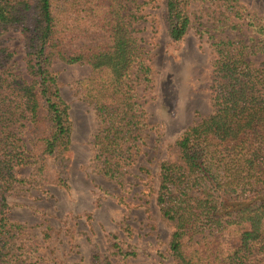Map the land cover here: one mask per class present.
<instances>
[{
  "label": "trees",
  "instance_id": "16d2710c",
  "mask_svg": "<svg viewBox=\"0 0 264 264\" xmlns=\"http://www.w3.org/2000/svg\"><path fill=\"white\" fill-rule=\"evenodd\" d=\"M157 1L0 0V264H43L30 227L8 217L7 193L26 181L18 171L31 165L32 176L45 180L51 156L53 183L68 187L72 124L53 61L89 65L78 84L99 120L94 164L123 183L147 126L135 87L151 82L136 25ZM192 1H162L172 41L190 28ZM207 1L217 9L210 30L233 35L210 34L212 111L173 141V158L159 165L155 201L171 225L173 264H255L264 253V13L239 0ZM8 30L21 35L22 65L2 37ZM113 239L110 254L95 251L90 264L135 255Z\"/></svg>",
  "mask_w": 264,
  "mask_h": 264
},
{
  "label": "rangeland",
  "instance_id": "374dc122",
  "mask_svg": "<svg viewBox=\"0 0 264 264\" xmlns=\"http://www.w3.org/2000/svg\"><path fill=\"white\" fill-rule=\"evenodd\" d=\"M162 1L145 6L144 19L136 25L135 35L149 52L151 82L135 87L147 126L139 147L132 150L122 184L106 178L94 164L93 137L99 120L78 84L89 74V65L52 63L72 124L68 187L53 183L56 164L49 156V177L32 176V166L27 165L18 171L26 181L7 193L8 217L30 227L43 264H90L93 252L101 258L110 254L113 235L123 249L135 251L124 259L111 256L114 264H173L167 250L171 225L161 218L155 201L159 165L173 158L171 145L184 129L211 113L210 34L233 33L210 30L217 15L215 4L195 0L190 4V28L182 39L172 41L162 21ZM239 2L249 11L264 13V0ZM2 37L22 65L20 33L8 30ZM253 58L259 61L262 55ZM44 231L48 238L43 237ZM255 264H264V253L256 256Z\"/></svg>",
  "mask_w": 264,
  "mask_h": 264
}]
</instances>
